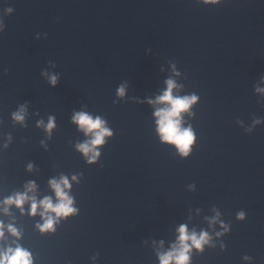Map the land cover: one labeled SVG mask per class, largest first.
<instances>
[{"label":"water","instance_id":"water-1","mask_svg":"<svg viewBox=\"0 0 264 264\" xmlns=\"http://www.w3.org/2000/svg\"><path fill=\"white\" fill-rule=\"evenodd\" d=\"M0 264H264V0H0Z\"/></svg>","mask_w":264,"mask_h":264}]
</instances>
